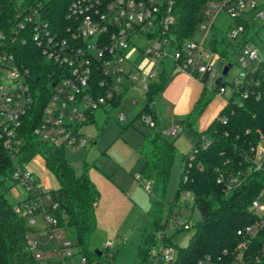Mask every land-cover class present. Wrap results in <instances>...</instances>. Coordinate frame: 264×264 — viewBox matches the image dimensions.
<instances>
[{
    "label": "built area",
    "instance_id": "2783aa9c",
    "mask_svg": "<svg viewBox=\"0 0 264 264\" xmlns=\"http://www.w3.org/2000/svg\"><path fill=\"white\" fill-rule=\"evenodd\" d=\"M65 24L47 18L42 1L17 4L12 20L5 22L0 14V140L13 164L11 180L27 194L24 201L15 206V212L27 219L35 229L38 218H43L44 229L37 230L47 242L40 243L33 235L28 240V248L37 264H113V247L107 243L106 251H101L104 260L91 258L81 252L65 230L56 215L58 203L51 193L39 185L38 178L29 166L21 165V155L25 144L24 123L26 118L37 121L34 136L56 148H85L88 141L81 128L90 122L98 109L123 107L127 93L133 86L141 85L144 90L166 71L171 77L184 73L190 77L206 78L213 89L216 80L222 77L216 95L225 94L226 81L222 72L223 57L207 48L206 43L217 21L224 16L229 22L225 34L236 39L244 32L241 20H247V9L256 12V18L264 22V1L260 0H212L203 9L202 20L194 39L184 41L179 47L171 29L175 23V0H67ZM249 24V23H248ZM143 38L151 42L142 52L151 68L138 73L126 68L132 42ZM28 43L54 66L48 94L37 96L33 88V75L24 67L16 54L18 45ZM259 50L248 43L238 53L237 62L241 68L231 85L235 89L243 86L248 70L258 68ZM231 65V64H227ZM244 96L246 92L243 93ZM134 104L135 99L130 98ZM119 121L125 120L121 112ZM141 120L148 128L157 126L154 105L151 111L143 113ZM181 128L167 131L172 136L182 133ZM255 161L264 158V137L252 149ZM32 163V162H31ZM232 183L235 181H231ZM150 190V185L146 186ZM251 211L259 216L252 225L237 231V235L253 240L264 226V207L258 199L251 205ZM176 231H190L193 225L188 221L175 220ZM166 232L158 235L143 264H174L178 256ZM261 255L253 264H264V244ZM231 264H251L245 262L243 253L234 256ZM222 257L216 261L207 256L196 264H222Z\"/></svg>",
    "mask_w": 264,
    "mask_h": 264
},
{
    "label": "trees",
    "instance_id": "16d2710c",
    "mask_svg": "<svg viewBox=\"0 0 264 264\" xmlns=\"http://www.w3.org/2000/svg\"><path fill=\"white\" fill-rule=\"evenodd\" d=\"M25 1H42L49 20L62 24L67 22L69 1ZM210 1L175 0L176 20L171 29L176 41L174 44L180 47L184 41L196 37L203 9ZM16 9V0H0L3 21L12 20ZM239 24L245 30L238 38H227L225 31L215 26L206 43L207 48L223 57L222 65L231 64L230 69L240 50L253 42L249 31L254 27L244 19ZM15 50L19 62L29 68L33 75L35 94H48L54 80L50 76L54 71L53 64L42 57L31 43L18 45ZM171 79L163 71L159 79L148 85L145 101L135 119L151 111V106L155 105ZM201 81L207 85L206 78ZM219 86L207 88L203 92L195 111H202ZM225 99L219 115L206 129L198 132V138L189 153L182 155V172L175 203L182 195L191 196L193 207L198 209L201 218L193 224L194 233L188 245L178 249L174 264H196L207 256L216 261L222 257V264H231L234 256L240 252L245 262L253 264L254 259L261 255L264 226L251 241L237 235V231L259 220V216L251 211V205L264 191V158L256 162L252 152L264 137V61L260 62L257 69L248 70L243 86L239 89L233 87V93ZM117 105L115 103L113 106ZM92 121L94 117L90 119ZM187 122L190 124L189 119ZM36 125L37 121L26 118L21 165H30L37 156L42 158L46 169L57 180L53 198L59 206L56 215L60 226L67 237L81 248V252L89 256L88 244L96 230L95 209L99 192L87 172L80 176L75 174L65 158L64 148L53 147L34 136ZM137 150L142 161L141 177L153 185L150 192L153 197L152 208L148 212L149 220L138 251L137 264H143L157 236L164 235L168 228L169 218L163 220L165 194L178 149L174 141L167 139L157 122L155 128H149ZM12 171L13 164L0 140V264H37L28 248V240L36 229L28 224L25 217L15 212L18 203L10 202L7 197L5 180L11 178ZM164 239L168 245L172 244L170 238ZM93 255L98 257L95 252Z\"/></svg>",
    "mask_w": 264,
    "mask_h": 264
},
{
    "label": "rangeland",
    "instance_id": "374dc122",
    "mask_svg": "<svg viewBox=\"0 0 264 264\" xmlns=\"http://www.w3.org/2000/svg\"><path fill=\"white\" fill-rule=\"evenodd\" d=\"M23 0H16L20 5ZM264 0H260L262 2ZM247 20L251 28L249 35L253 37V45L259 50L260 58L264 52V22L256 18V12L247 9ZM229 22L224 16L217 21V26L227 30ZM130 48V63L126 68H133L135 72L145 73L151 68L150 62L142 52L148 49L151 42L143 38H136ZM238 55L233 60V66L225 76L226 86L223 100L233 93L231 85L234 77L238 76L241 68L237 62ZM159 79V76L155 80ZM210 81L207 86H210ZM216 94H212L211 100ZM130 98L136 101L133 104ZM145 101V90L141 85L133 86L123 102V107H111L98 109L94 113V121L84 124L81 128L83 137L88 141L85 148H65V158L77 176L87 172L95 188L99 192V201L95 209L96 230L88 244L89 257L96 258L95 250L106 251L107 243L111 242L110 249L114 256L109 260L113 264H137L138 251L142 241L145 227L148 223V212L152 208L153 185L141 177L142 161L138 154V147L144 136L148 133V126L141 120L135 119ZM205 105V107L210 103ZM162 96L156 101L155 107L162 123V131L168 140L175 142L178 155L175 159L169 184L165 194V208L163 220L169 218L166 234L170 237L176 250L186 247L194 230L176 231L174 221L186 220L195 224L201 216L196 207H193L191 196L182 195L175 203V196L179 186L182 172V155L188 154L198 138L199 118L204 111H195L183 116H172L163 109ZM121 112L125 116L123 122L119 121ZM189 119L190 124L187 120ZM172 128H181L183 131L177 136L167 133ZM39 185L50 191L57 188V180L45 167L40 156L34 158L29 166ZM150 185V190L146 186ZM8 189V199L12 203L24 201L26 192L14 185L11 178L5 180ZM260 206L264 207V191L258 198ZM189 206H186V204ZM35 229L43 230V218L40 216ZM40 243L47 242V238H41L38 233L32 234ZM104 260V257H98Z\"/></svg>",
    "mask_w": 264,
    "mask_h": 264
},
{
    "label": "crops",
    "instance_id": "0c3cea01",
    "mask_svg": "<svg viewBox=\"0 0 264 264\" xmlns=\"http://www.w3.org/2000/svg\"><path fill=\"white\" fill-rule=\"evenodd\" d=\"M209 88L198 78L190 77L184 73H176L172 76L170 83L162 93L164 100L163 109H166L172 116L180 117L193 111L198 104L203 92ZM160 96V97H161ZM222 96L215 95L210 103L202 112L199 122V131L201 132L214 120L225 105ZM156 120L162 129V123L159 120V114L154 106Z\"/></svg>",
    "mask_w": 264,
    "mask_h": 264
},
{
    "label": "water",
    "instance_id": "95a60500",
    "mask_svg": "<svg viewBox=\"0 0 264 264\" xmlns=\"http://www.w3.org/2000/svg\"><path fill=\"white\" fill-rule=\"evenodd\" d=\"M230 70V65H226L223 69V76H226L228 74ZM222 81V77H219L217 80H216V84L219 85ZM95 253L98 254V256H101V252H99V250H95Z\"/></svg>",
    "mask_w": 264,
    "mask_h": 264
}]
</instances>
